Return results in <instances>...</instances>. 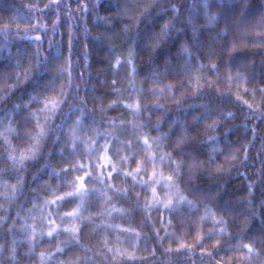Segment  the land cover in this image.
I'll use <instances>...</instances> for the list:
<instances>
[{"label": "trees", "instance_id": "1", "mask_svg": "<svg viewBox=\"0 0 264 264\" xmlns=\"http://www.w3.org/2000/svg\"><path fill=\"white\" fill-rule=\"evenodd\" d=\"M209 4L0 0V264H264V0Z\"/></svg>", "mask_w": 264, "mask_h": 264}, {"label": "snow or ice", "instance_id": "2", "mask_svg": "<svg viewBox=\"0 0 264 264\" xmlns=\"http://www.w3.org/2000/svg\"><path fill=\"white\" fill-rule=\"evenodd\" d=\"M203 4L205 5V7H209L210 4H209V0H202ZM165 12V14L168 12V11H171L173 13V19L174 20H178L179 17H180V12L181 10L175 6L171 7L170 9H165L163 10ZM216 17L215 16H211L209 17V21L211 22L212 20H215ZM175 25L169 21L168 23H166L162 29H161V32L163 33L164 37L167 38V36L170 34V29L174 28ZM179 31V30H177ZM36 39H40L39 37H36ZM158 39V37H157ZM184 51H187V49L185 48ZM135 55V53L133 51H130L129 52V59H128V63H132V57ZM116 64L117 65H120L121 64V61L119 59L116 60ZM36 97H32V100H35ZM32 101L30 100L29 103H31ZM64 103H67V100H50L48 102H46L44 104V107L43 109L41 110L42 112H45V113H51L52 116L56 115L58 112L60 111H63V107L62 105ZM127 107L129 108H133V110H138V106L134 107L133 105H128ZM146 110V109H145ZM67 119H70V117H67ZM37 121H38V126L39 125V117L37 118ZM44 121H45V125L48 126V127H40V131L32 137V140L34 142V147L32 149H30L29 151L32 153V156H21L18 163L21 165V169H22V166H23V163L26 159H31V158H35L36 155H39V145L41 144V142L46 138V136L48 135V132L50 131V125H51V116H48V115H45L44 116ZM77 124L80 123L79 120H77L76 122ZM59 130V129H58ZM72 134H73V146H74V149H75V141L77 139H79L78 137L75 136V126L73 127L72 129ZM145 144L148 143V140L145 139L144 141ZM104 151L105 152H108L110 151V149L108 148L107 145H105L104 147ZM10 159L13 160L14 164L17 163L16 161V158L15 157H9ZM126 159V158H125ZM164 159H169V157L167 156H164V157H161V160H164ZM112 172H118V169L113 167L112 169ZM136 172L138 173L139 172V166L138 168L136 169ZM85 175H88L90 176L91 174L90 173H86ZM109 175L111 176L112 173L110 172ZM128 175H132V173H128ZM80 180V184L75 188L74 191L72 192H69L66 194V196L64 197H59L58 198V201H64V200H73L75 199L76 197H79L81 200H83L84 198H86L88 195L91 194V191L92 190H89V189H86L85 188V179L83 176L79 177L78 178ZM133 179L135 180V176H133ZM170 179V178H169ZM183 199V198H181ZM58 201H53V203H57ZM190 203V202H189ZM165 207H168V205H165ZM71 215V214H70ZM49 235L51 236L52 233H49ZM243 247H248L249 249V252L252 251V247L250 245H244ZM58 251H63V249H58Z\"/></svg>", "mask_w": 264, "mask_h": 264}, {"label": "rangeland", "instance_id": "3", "mask_svg": "<svg viewBox=\"0 0 264 264\" xmlns=\"http://www.w3.org/2000/svg\"><path fill=\"white\" fill-rule=\"evenodd\" d=\"M101 162L102 163H104V164H108L109 163V161H108V159H107V156L104 154V152L102 153V155H101ZM87 166V165H86ZM100 171V170H99ZM80 184V182L78 183V185ZM77 185V186H78ZM62 197H64V196H62ZM71 214V215H70ZM69 214V216L73 219V218H75L77 215H78V213L76 212V211H74V212H71Z\"/></svg>", "mask_w": 264, "mask_h": 264}, {"label": "bare ground", "instance_id": "4", "mask_svg": "<svg viewBox=\"0 0 264 264\" xmlns=\"http://www.w3.org/2000/svg\"><path fill=\"white\" fill-rule=\"evenodd\" d=\"M51 60V59H50Z\"/></svg>", "mask_w": 264, "mask_h": 264}]
</instances>
